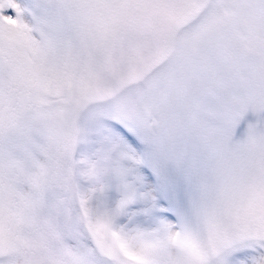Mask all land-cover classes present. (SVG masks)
<instances>
[{
    "label": "rangeland",
    "instance_id": "1",
    "mask_svg": "<svg viewBox=\"0 0 264 264\" xmlns=\"http://www.w3.org/2000/svg\"><path fill=\"white\" fill-rule=\"evenodd\" d=\"M61 3L82 19L46 41V52L23 27L0 33V145L15 143L0 151V255L24 249L23 264L73 255L82 264H175L195 251L210 264L222 231L233 236L228 244L264 235V164L254 153L235 201H246L242 217L200 221L184 243L136 222L125 211L137 195L127 179L133 153L111 128L138 134L169 214L191 215L206 194L202 173L162 166L149 147L217 97L218 86L264 83V0Z\"/></svg>",
    "mask_w": 264,
    "mask_h": 264
},
{
    "label": "snow or ice",
    "instance_id": "2",
    "mask_svg": "<svg viewBox=\"0 0 264 264\" xmlns=\"http://www.w3.org/2000/svg\"><path fill=\"white\" fill-rule=\"evenodd\" d=\"M81 19L66 3L49 8L39 0H0V33L23 27L45 52L46 41L57 33L70 34ZM111 128L133 153L127 179L137 195L125 211L137 214L136 222L154 224L184 243L193 239L198 222L216 225L225 220L228 209L244 194L251 167L246 156L254 153L264 164V83L256 91L247 85H234L225 95L203 103L190 120L175 127L166 142L149 147L160 155L162 166H187L202 173L206 194L191 215L169 214L151 166L137 151V142L142 143L138 134L119 124ZM14 148V141L0 145L4 152ZM0 264H18V260L13 255H0ZM210 264H264V235L228 244Z\"/></svg>",
    "mask_w": 264,
    "mask_h": 264
},
{
    "label": "clouds",
    "instance_id": "3",
    "mask_svg": "<svg viewBox=\"0 0 264 264\" xmlns=\"http://www.w3.org/2000/svg\"><path fill=\"white\" fill-rule=\"evenodd\" d=\"M39 3L42 5H45L49 8H51L54 5L61 4V0H39ZM230 86L227 84H223L217 87L216 89V95L217 96H223L226 93L230 91ZM200 109V108H199ZM199 109L195 111L198 112ZM246 151V150H242ZM258 181H259V187L261 189L260 194V207L264 209V169H261L260 172L257 175ZM248 187V177H245V187H244V193L247 191ZM246 208V201L244 199H241L237 203L231 205V207L227 211V217L226 219L231 221L232 219H238L243 216ZM233 238L232 234L227 231H222L220 238L216 241L214 252L216 255H219L224 248L228 245L230 240ZM24 249H20V252L17 254V260L18 264H23V253ZM58 264H82V261L79 257L73 255L69 257H63L60 259ZM175 264H208L207 257L203 256L200 252H191V253H184L181 257L177 259Z\"/></svg>",
    "mask_w": 264,
    "mask_h": 264
},
{
    "label": "bare ground",
    "instance_id": "4",
    "mask_svg": "<svg viewBox=\"0 0 264 264\" xmlns=\"http://www.w3.org/2000/svg\"><path fill=\"white\" fill-rule=\"evenodd\" d=\"M5 169H6V166L3 164L2 161H0V172H1V174L5 171ZM7 173L9 175V177L11 176V179L13 180V182L15 184L19 185V183H20L19 181L20 180L18 179L16 172L15 171H10V172H7ZM4 178H6V177H4ZM21 199H22V193H21V195H18V197L15 199V204L17 205V207L19 209L22 206Z\"/></svg>",
    "mask_w": 264,
    "mask_h": 264
}]
</instances>
